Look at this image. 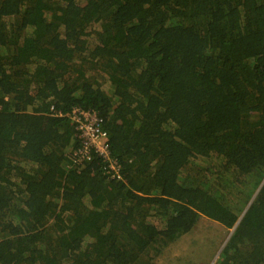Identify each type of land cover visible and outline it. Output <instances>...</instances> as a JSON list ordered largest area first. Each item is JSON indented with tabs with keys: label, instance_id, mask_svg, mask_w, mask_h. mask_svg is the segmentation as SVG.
<instances>
[{
	"label": "trees",
	"instance_id": "16d2710c",
	"mask_svg": "<svg viewBox=\"0 0 264 264\" xmlns=\"http://www.w3.org/2000/svg\"><path fill=\"white\" fill-rule=\"evenodd\" d=\"M75 107L122 178L73 157ZM185 242L264 264V0H0V264Z\"/></svg>",
	"mask_w": 264,
	"mask_h": 264
},
{
	"label": "built area",
	"instance_id": "2783aa9c",
	"mask_svg": "<svg viewBox=\"0 0 264 264\" xmlns=\"http://www.w3.org/2000/svg\"><path fill=\"white\" fill-rule=\"evenodd\" d=\"M69 117L81 139V146L74 150L73 157L83 161L90 159L92 154H97L108 162L113 178H122L118 162L111 156L109 133L103 128V118L99 113L75 107Z\"/></svg>",
	"mask_w": 264,
	"mask_h": 264
},
{
	"label": "rangeland",
	"instance_id": "374dc122",
	"mask_svg": "<svg viewBox=\"0 0 264 264\" xmlns=\"http://www.w3.org/2000/svg\"><path fill=\"white\" fill-rule=\"evenodd\" d=\"M214 224V223H213ZM213 224H211V226H213ZM216 226V231H211L209 230L210 228L208 226H210V224L205 227L203 225V227L205 228V230L207 229V231L209 232V235L211 234L212 236L215 234L214 232H218L221 233V231L223 230L222 227L214 224ZM184 242V241H183ZM184 245V247H181V245H178L177 247H169L167 249H165L162 253H159L157 255H154V259L152 261V264H205V261H207L206 263L208 264H214V257H217V253L212 256V258L210 257L209 259V252L211 249V246H207V245H203V252L207 253V257H199V255H190L192 253H195L194 249H192V247L190 246L189 243H182V246ZM186 246V247H185ZM216 251V250H215ZM215 251H213V254L215 253ZM180 253V257L179 254ZM215 257V258H216Z\"/></svg>",
	"mask_w": 264,
	"mask_h": 264
}]
</instances>
